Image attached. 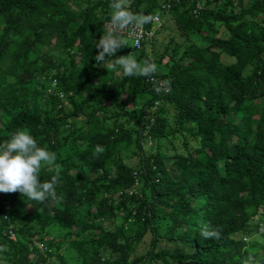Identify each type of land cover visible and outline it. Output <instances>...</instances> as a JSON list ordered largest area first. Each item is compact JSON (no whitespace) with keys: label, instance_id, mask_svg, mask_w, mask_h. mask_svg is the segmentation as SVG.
I'll return each instance as SVG.
<instances>
[{"label":"trees","instance_id":"trees-1","mask_svg":"<svg viewBox=\"0 0 264 264\" xmlns=\"http://www.w3.org/2000/svg\"><path fill=\"white\" fill-rule=\"evenodd\" d=\"M111 4L0 0V142L59 165L57 199L0 193V264H264V0H125L140 48Z\"/></svg>","mask_w":264,"mask_h":264},{"label":"clouds","instance_id":"clouds-1","mask_svg":"<svg viewBox=\"0 0 264 264\" xmlns=\"http://www.w3.org/2000/svg\"><path fill=\"white\" fill-rule=\"evenodd\" d=\"M111 7L113 11L110 16V24L114 27L122 29L134 21L138 24L147 22L146 18H138L129 12L125 0H112ZM154 20L157 21L158 18L155 17ZM138 27L147 32L145 39L154 34V31H148L143 26ZM106 36L107 40L98 46L100 51L96 57L97 61L103 62L106 55H114L122 46V41L114 32L109 31ZM111 67H118L125 76L146 77L154 73L157 66L149 61H145L141 65L135 57L123 55L117 57ZM44 166L59 168V165L56 164V153L39 145L30 130L21 128L14 131L5 141L0 142V193L19 192L23 197L41 203L48 197L57 199L58 175H53L50 180L41 182L38 174ZM202 234L217 235L215 232ZM4 235L14 242L18 240L12 229L4 232Z\"/></svg>","mask_w":264,"mask_h":264},{"label":"built area","instance_id":"built-area-1","mask_svg":"<svg viewBox=\"0 0 264 264\" xmlns=\"http://www.w3.org/2000/svg\"><path fill=\"white\" fill-rule=\"evenodd\" d=\"M108 28L112 30H116V31L118 30V32L127 34L128 37L134 40L135 48L141 47V44L143 40L145 39V35L147 34V32L143 28L138 27L136 25H131V26H127L125 28L119 29L118 27H114L111 24H109Z\"/></svg>","mask_w":264,"mask_h":264},{"label":"rangeland","instance_id":"rangeland-1","mask_svg":"<svg viewBox=\"0 0 264 264\" xmlns=\"http://www.w3.org/2000/svg\"><path fill=\"white\" fill-rule=\"evenodd\" d=\"M175 177H177V173H175ZM28 210H31V208H29Z\"/></svg>","mask_w":264,"mask_h":264}]
</instances>
